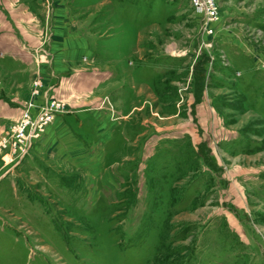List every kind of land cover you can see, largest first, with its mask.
<instances>
[{
  "label": "rangeland",
  "instance_id": "rangeland-1",
  "mask_svg": "<svg viewBox=\"0 0 264 264\" xmlns=\"http://www.w3.org/2000/svg\"><path fill=\"white\" fill-rule=\"evenodd\" d=\"M0 264H264V0H0Z\"/></svg>",
  "mask_w": 264,
  "mask_h": 264
},
{
  "label": "built area",
  "instance_id": "built-area-1",
  "mask_svg": "<svg viewBox=\"0 0 264 264\" xmlns=\"http://www.w3.org/2000/svg\"><path fill=\"white\" fill-rule=\"evenodd\" d=\"M209 9L212 11V15L215 14L214 12V7L210 6ZM63 109L60 108L59 104L52 102L49 105H45L42 107V110H40V113L38 115L37 120L33 125L30 126L29 121L21 127L19 133L21 136L27 137L29 135L30 137L32 136H38L39 133L42 131L41 127H43L46 124H49L50 122L54 121L58 116L62 115ZM28 114L25 113V117L27 118ZM28 129V132H27Z\"/></svg>",
  "mask_w": 264,
  "mask_h": 264
},
{
  "label": "crops",
  "instance_id": "crops-1",
  "mask_svg": "<svg viewBox=\"0 0 264 264\" xmlns=\"http://www.w3.org/2000/svg\"><path fill=\"white\" fill-rule=\"evenodd\" d=\"M53 122H54V121H53ZM55 138H56V136H54V139H55ZM70 149H71V150H74V147L71 145V146H70Z\"/></svg>",
  "mask_w": 264,
  "mask_h": 264
}]
</instances>
